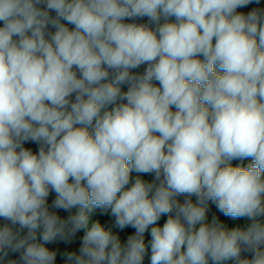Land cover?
Masks as SVG:
<instances>
[{
  "label": "clouds",
  "instance_id": "1",
  "mask_svg": "<svg viewBox=\"0 0 264 264\" xmlns=\"http://www.w3.org/2000/svg\"><path fill=\"white\" fill-rule=\"evenodd\" d=\"M146 261L264 264L262 0H0V264Z\"/></svg>",
  "mask_w": 264,
  "mask_h": 264
},
{
  "label": "trees",
  "instance_id": "2",
  "mask_svg": "<svg viewBox=\"0 0 264 264\" xmlns=\"http://www.w3.org/2000/svg\"><path fill=\"white\" fill-rule=\"evenodd\" d=\"M262 4H264V0H262ZM145 20H146V18H145ZM141 71H142V69H141ZM247 162H248V161H245L244 163H247ZM233 163H239V162H238V161H234ZM148 178L151 179V177H148ZM213 213H215V214L218 215V216H221L222 219L230 220V218L223 217L222 214H220V213H218V212L216 211L215 206H214V205H211V206H210V213H209V215L211 216V214H213ZM96 214L99 215V214H100V210H96ZM62 215H66V214H62ZM165 219H166V217H162V218H161V221L159 222V223L161 224V226H162V224H163V222H164ZM231 223H239V221H232ZM123 231H125V232L131 234V233L134 232V229L126 228V229H124ZM79 235H82V233L79 234ZM146 264H147V261H146Z\"/></svg>",
  "mask_w": 264,
  "mask_h": 264
}]
</instances>
